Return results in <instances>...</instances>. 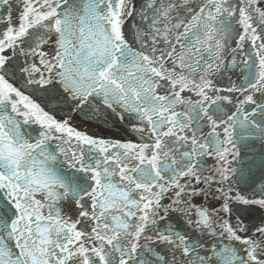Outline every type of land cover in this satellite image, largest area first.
<instances>
[{
    "label": "snow or ice",
    "instance_id": "6c2138e0",
    "mask_svg": "<svg viewBox=\"0 0 264 264\" xmlns=\"http://www.w3.org/2000/svg\"><path fill=\"white\" fill-rule=\"evenodd\" d=\"M0 264H264V0H0Z\"/></svg>",
    "mask_w": 264,
    "mask_h": 264
}]
</instances>
